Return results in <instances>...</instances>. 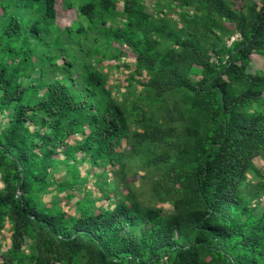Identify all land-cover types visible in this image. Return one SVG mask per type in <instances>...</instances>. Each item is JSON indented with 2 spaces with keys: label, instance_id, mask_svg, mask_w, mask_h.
I'll return each mask as SVG.
<instances>
[{
  "label": "trees",
  "instance_id": "16d2710c",
  "mask_svg": "<svg viewBox=\"0 0 264 264\" xmlns=\"http://www.w3.org/2000/svg\"><path fill=\"white\" fill-rule=\"evenodd\" d=\"M145 4L0 0V264H264V0Z\"/></svg>",
  "mask_w": 264,
  "mask_h": 264
},
{
  "label": "rangeland",
  "instance_id": "374dc122",
  "mask_svg": "<svg viewBox=\"0 0 264 264\" xmlns=\"http://www.w3.org/2000/svg\"><path fill=\"white\" fill-rule=\"evenodd\" d=\"M121 1L122 0H118V6L119 7H121ZM168 1H172V0H168ZM156 2H157V0H145V3H146L145 4L146 5L145 12L147 14L152 15L153 10L156 7ZM173 3H174L173 4L174 6L171 8L170 13L168 14V18L170 19V21H177L178 22L179 18H178V15L176 13L178 11H180V6L176 2H173ZM189 13L191 14V12H189ZM72 14L73 13H70L69 11L60 13L61 17L58 20V25L60 28L67 27L71 21L75 20V18L72 16ZM230 41H231V39H230ZM252 59L255 62V63H252V65L254 66V69L264 70V64H261V61L256 57V55H254ZM126 61H127L126 63H130V64L134 63L133 60H126ZM109 65L112 68L109 66V67H104V69H103L104 73L107 74L106 79L104 80L105 89L111 91L114 94V96L116 97V99L120 102L122 95H124L128 89V85L134 84L135 81H137V78L135 79V81H133L130 78L131 76L129 75V72H127L124 68H122V69L114 68V62L109 63ZM142 78H145V76ZM138 89H140V88L138 87ZM136 90H137V87H136ZM78 141L79 142L82 141V137L73 136V137L69 138L68 143L74 144ZM77 157L78 158L80 157L79 153L77 154ZM263 165H264V162L261 160L256 162L257 167L261 168ZM78 167H79V169L83 175H85L86 171H89L90 174L97 172L96 169H91V167L88 164L78 165ZM110 171L112 174H115L117 172V168H111ZM93 180L94 179L90 178L87 186L89 187L90 190L94 191V194H95L94 197L98 198L100 194L96 190V188L93 186V182H94ZM137 181H138V183L140 182V180H137ZM0 188H1V185H0ZM46 199L47 198H44V200H46ZM106 206H107L106 201H101V202L97 203L98 209H100L102 207H106ZM158 206L168 208V205L165 203H160ZM9 229H10L9 225L6 224L4 230L0 233V253L5 252L8 245H9V237H10Z\"/></svg>",
  "mask_w": 264,
  "mask_h": 264
},
{
  "label": "built area",
  "instance_id": "2783aa9c",
  "mask_svg": "<svg viewBox=\"0 0 264 264\" xmlns=\"http://www.w3.org/2000/svg\"><path fill=\"white\" fill-rule=\"evenodd\" d=\"M236 37H237V36H236ZM233 40H234V38H232V39H231V41H229V43H228V44H230V43H231Z\"/></svg>",
  "mask_w": 264,
  "mask_h": 264
}]
</instances>
